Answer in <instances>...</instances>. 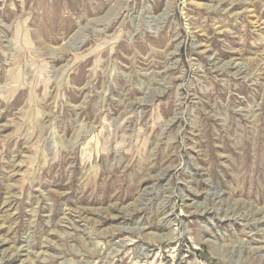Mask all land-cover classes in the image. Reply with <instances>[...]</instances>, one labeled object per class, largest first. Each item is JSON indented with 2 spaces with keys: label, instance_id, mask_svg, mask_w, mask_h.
Wrapping results in <instances>:
<instances>
[{
  "label": "rangeland",
  "instance_id": "rangeland-1",
  "mask_svg": "<svg viewBox=\"0 0 264 264\" xmlns=\"http://www.w3.org/2000/svg\"><path fill=\"white\" fill-rule=\"evenodd\" d=\"M0 264H264V0H0Z\"/></svg>",
  "mask_w": 264,
  "mask_h": 264
}]
</instances>
